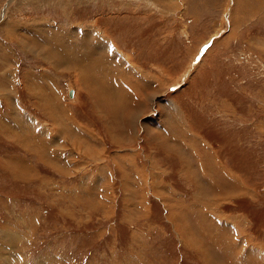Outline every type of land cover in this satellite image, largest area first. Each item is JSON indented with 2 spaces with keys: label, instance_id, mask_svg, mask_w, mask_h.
<instances>
[{
  "label": "rangeland",
  "instance_id": "rangeland-1",
  "mask_svg": "<svg viewBox=\"0 0 264 264\" xmlns=\"http://www.w3.org/2000/svg\"><path fill=\"white\" fill-rule=\"evenodd\" d=\"M0 264H264V0H0Z\"/></svg>",
  "mask_w": 264,
  "mask_h": 264
},
{
  "label": "crops",
  "instance_id": "crops-1",
  "mask_svg": "<svg viewBox=\"0 0 264 264\" xmlns=\"http://www.w3.org/2000/svg\"><path fill=\"white\" fill-rule=\"evenodd\" d=\"M97 87H98V86H97ZM89 88H90V86H89ZM106 89H108V88H106ZM90 90H91V88L87 90V94H88V92H89ZM92 92H93V90L90 92V94H92ZM71 97H72V96H71ZM152 124H154V125L156 124V125H157V123H153V122H152ZM94 132H95V133H94L95 135H96V133L100 134V131H95V130H94ZM62 135H63V134H62ZM173 139H174V138H173ZM94 140H95V138H94ZM174 140H175V139H174ZM95 142H97V141L95 140ZM110 142H111V141H110ZM174 142H175V141H174ZM111 143H112V142H111ZM176 143L178 144L179 142H176ZM101 144L104 145L103 142H101ZM174 144H175V143H174ZM181 145H182V144H181ZM173 147H175V146H173ZM201 171H202V169H201ZM201 171H200V172H201Z\"/></svg>",
  "mask_w": 264,
  "mask_h": 264
},
{
  "label": "bare ground",
  "instance_id": "bare-ground-1",
  "mask_svg": "<svg viewBox=\"0 0 264 264\" xmlns=\"http://www.w3.org/2000/svg\"><path fill=\"white\" fill-rule=\"evenodd\" d=\"M83 34V33H82ZM91 35V34H90ZM92 35H94V34H92ZM96 44H99L100 45V43H99V41L98 42H96ZM94 46V45H93ZM99 47H101V46H99ZM108 47V46H107ZM95 48V47H94ZM106 49V48H105ZM93 51H95V52H98V51H96V50H93ZM92 51V52H93ZM96 62H98V61H96ZM92 64H94V63H92ZM97 64V63H96ZM107 75V74H106ZM70 93V92H69ZM70 95V94H69ZM72 95H70V97H71ZM116 98V97H115ZM119 98V97H118ZM117 100V99H116ZM105 107H106V105H105ZM10 237V236H9Z\"/></svg>",
  "mask_w": 264,
  "mask_h": 264
},
{
  "label": "water",
  "instance_id": "water-1",
  "mask_svg": "<svg viewBox=\"0 0 264 264\" xmlns=\"http://www.w3.org/2000/svg\"><path fill=\"white\" fill-rule=\"evenodd\" d=\"M70 95H72V91L70 90V93H69Z\"/></svg>",
  "mask_w": 264,
  "mask_h": 264
}]
</instances>
